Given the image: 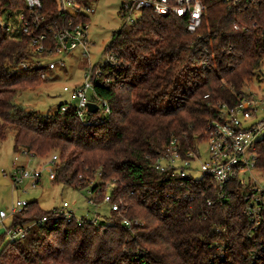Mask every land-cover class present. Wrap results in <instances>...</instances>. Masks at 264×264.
Instances as JSON below:
<instances>
[{"label": "trees", "instance_id": "obj_1", "mask_svg": "<svg viewBox=\"0 0 264 264\" xmlns=\"http://www.w3.org/2000/svg\"><path fill=\"white\" fill-rule=\"evenodd\" d=\"M204 3L207 20L196 34L184 20L150 10L113 34L104 50L116 59L108 67L112 82L94 88L110 113L90 125L81 123L73 106L62 113L66 104L48 116L15 104L19 92L45 83L44 69L18 70L32 56L27 40L0 30V139L13 131V152L31 160L57 155L53 184L103 191L113 181V201L127 208L97 225H79L28 203L6 226L48 219L23 240L4 244L1 235L0 264H264V211L254 230L242 214L237 182L226 186L221 202L207 206L212 194L203 179L154 170L171 140L184 153L204 139L216 104H236L264 57V6L239 11L220 0ZM0 6H10L9 0H0ZM46 15L59 25L72 19L59 14L55 1ZM123 220L140 224L128 229Z\"/></svg>", "mask_w": 264, "mask_h": 264}, {"label": "built area", "instance_id": "obj_2", "mask_svg": "<svg viewBox=\"0 0 264 264\" xmlns=\"http://www.w3.org/2000/svg\"><path fill=\"white\" fill-rule=\"evenodd\" d=\"M51 1L57 2L59 14L70 16L72 19L66 20L63 25L49 21L46 10ZM220 1L228 8L239 11L248 7L264 6V0ZM9 2L10 6H0V30L4 35L17 41L26 39L32 53V56L19 64L18 70L43 68L40 79L43 82H50L54 79L53 73L57 69H64L65 64L59 59H52L43 64L41 61L43 58H53L78 50L89 60L91 42L88 40L87 30L90 23L86 22V18L90 19L89 16L94 13L91 4L96 0H9ZM145 10L184 20L190 34L198 33L207 20L204 0H122L119 16L125 22L126 26L123 27H132ZM234 29L238 30V27L235 26ZM104 56L106 60L100 65L92 67L88 63L81 85L73 89L63 88V92L70 93L71 99L76 100L77 105L66 104L61 108V112L68 111L70 106L75 107L78 119L85 125H90L94 121L102 122L110 113L107 102L99 99L94 90L98 84L109 85L112 82L108 67L114 68L116 59L113 54L104 53ZM207 65L206 61L202 62V68H207ZM255 81L264 82V57L255 71L252 83L239 91L236 104H216V118L208 125L204 139L200 143L183 153L178 142L173 139L154 163L156 172L168 173L177 179H190L193 182L203 179L212 194V198L207 200V206L221 202L225 197L226 186L237 182L243 189L242 214L250 219L254 230L259 225L264 211V94L260 85L255 87ZM90 90L93 91L91 99L87 95ZM207 97L204 96V99ZM89 104L97 106L96 113L88 110ZM201 145L207 148L205 159L201 157ZM18 156H24L27 164L32 162L25 153ZM56 161L57 156L54 155L48 165L52 167ZM23 165L15 158L13 172L9 175L12 184L17 187L24 181L31 180L37 185L41 179V171L39 169L28 171ZM196 171L202 174L200 179L193 177ZM112 183L113 181L107 182L103 191L102 189L94 191L91 185L84 188L82 191L88 196L87 204L94 207L100 203L108 204L111 213H126L127 208L121 210L120 205L113 201L112 194L107 193V188L112 191ZM26 207L27 203L18 202L10 215L0 211V225L5 228L4 235L9 242L25 239L32 226L42 224L48 219L44 217L23 226H6L8 220L22 214ZM68 207L67 203L63 204V209ZM54 217L67 222L76 219L72 212L61 210H54ZM76 220L79 225L88 222L85 219ZM100 222L102 221L97 216H93L89 223L97 225ZM123 224L130 229L133 225H139L140 221L123 220Z\"/></svg>", "mask_w": 264, "mask_h": 264}, {"label": "rangeland", "instance_id": "obj_3", "mask_svg": "<svg viewBox=\"0 0 264 264\" xmlns=\"http://www.w3.org/2000/svg\"><path fill=\"white\" fill-rule=\"evenodd\" d=\"M121 3L122 0H96L92 3L91 8L94 13L89 16L90 24L87 30L88 40L91 42L89 60L84 58L78 50L53 58H43L41 60L43 64L52 59H59L65 64V68L57 69L52 76L54 79L50 82L19 92L15 98V104L25 112H35L42 116L54 114L58 106L62 104L77 105V101L71 99L70 93L63 92V88L73 89L81 85L84 81V69L88 63L93 67L105 62L104 50L110 45L113 34L126 26L124 20L119 16ZM254 85L255 87L260 85L264 94V82L255 81ZM87 95L91 99L93 91H88ZM3 134L4 130L0 129V136ZM13 142V131L8 132L5 138L0 139V211L10 215L18 202L27 204L37 202L44 212L54 210L72 212L76 219H85L88 222L92 221L93 216H97L100 221H105L106 217L111 214L108 204L100 203L96 207L89 206L87 204L88 196L84 191L52 183L54 166L48 165L52 154L36 158L27 164L24 156H18L13 152ZM206 151V146L201 145L202 159L206 158ZM15 158H18V163L24 164L23 166L27 167L28 171L34 169L41 171V179L37 185L31 180H26L17 187L12 184L9 175L13 172ZM193 177L200 179L202 174L196 171L193 173ZM107 193H111L110 188H107ZM64 203H67L69 207L63 209ZM97 211L98 214H96ZM4 234L5 228L0 225V236ZM8 242L9 240L5 238L4 244Z\"/></svg>", "mask_w": 264, "mask_h": 264}, {"label": "water", "instance_id": "obj_4", "mask_svg": "<svg viewBox=\"0 0 264 264\" xmlns=\"http://www.w3.org/2000/svg\"><path fill=\"white\" fill-rule=\"evenodd\" d=\"M88 110H89L91 113H96V112H97V106L94 105V104H89V105H88Z\"/></svg>", "mask_w": 264, "mask_h": 264}]
</instances>
